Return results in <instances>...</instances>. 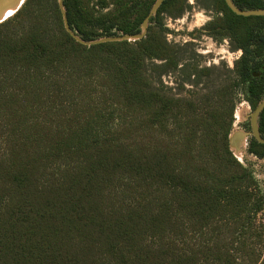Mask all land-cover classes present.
I'll use <instances>...</instances> for the list:
<instances>
[{"label":"trees","instance_id":"trees-1","mask_svg":"<svg viewBox=\"0 0 264 264\" xmlns=\"http://www.w3.org/2000/svg\"><path fill=\"white\" fill-rule=\"evenodd\" d=\"M213 1L214 29L244 54L203 102L154 85L178 64L161 15L185 0L165 1L135 43L81 44L58 0L0 24V264H264V195L229 145L233 91L253 109L264 98V17ZM154 3L63 0L85 43L139 34Z\"/></svg>","mask_w":264,"mask_h":264},{"label":"rangeland","instance_id":"rangeland-1","mask_svg":"<svg viewBox=\"0 0 264 264\" xmlns=\"http://www.w3.org/2000/svg\"><path fill=\"white\" fill-rule=\"evenodd\" d=\"M185 1L186 10L181 16L175 15L172 18L165 14L161 15V24L166 41L179 49L178 64L171 69L172 75L162 77L154 85L159 89L169 90L170 94L177 98H193L203 102L205 97L211 94L210 92L220 89L224 71L232 69L242 53L231 49L234 45L231 44L228 34L224 35L222 31L214 29V24L222 18V14L216 12L217 4L215 1ZM14 15L13 13L10 18ZM152 26L150 20L148 30ZM213 68L216 71H213L209 76L203 74V70ZM196 71H200V78L196 76ZM259 76L264 77V66L260 70ZM237 91L238 89L233 91L235 92L237 108L234 114L235 122L229 136L230 149L237 160L245 168L251 170L264 195V159L257 158L249 152L252 141L250 116L253 108ZM241 134L245 136V139L242 142L234 141L235 137ZM256 224L264 226V210L259 213Z\"/></svg>","mask_w":264,"mask_h":264},{"label":"water","instance_id":"water-1","mask_svg":"<svg viewBox=\"0 0 264 264\" xmlns=\"http://www.w3.org/2000/svg\"><path fill=\"white\" fill-rule=\"evenodd\" d=\"M25 1L26 0H24V2L22 4H20L21 1H18V0H6V1L3 0V1H1L0 2V18L2 19L3 15L5 14V11L9 10V9H15L16 11L14 12V14H16L22 8ZM165 1H167V0H156L154 5L152 6L148 16L143 21V23L141 25V32L139 34L112 36V37L102 38V39H99L97 41H93L90 43L83 42L78 36H76L71 31L69 23H68L66 11H65V8L63 6V0H59V7L63 13V21H64V26H65L66 31L73 38H75V40H77L81 44L90 46V45H97L100 43L131 42V41H135V40L137 41V40L144 38L146 33H147L150 20L156 16V14L158 13L159 9L161 8V6L164 4ZM224 1L226 3L227 7L231 10V12H233L235 15H237L239 17H244V18L264 17V10H249V11L240 10L233 4L232 0H224ZM8 19L2 20L0 22V24L5 22ZM263 111H264V98L256 106V108L253 110V112L251 113V116H250V125H251L250 136H252L256 140V142H258L261 145H264V139L262 138V136L260 134L258 122H259V118H260L261 114L263 113ZM243 139H245V136L243 134H241L240 136L235 137L234 141H237V142L241 141L242 142Z\"/></svg>","mask_w":264,"mask_h":264},{"label":"flooded vegetation","instance_id":"flooded-vegetation-1","mask_svg":"<svg viewBox=\"0 0 264 264\" xmlns=\"http://www.w3.org/2000/svg\"><path fill=\"white\" fill-rule=\"evenodd\" d=\"M185 10H186V9H185ZM216 12H217V10H216ZM179 16H181V15H177V17H179ZM177 17H176V18H177ZM172 18H174V17H172ZM230 42H231L232 45H234L233 48L231 47V49H232V50H236V52L242 53V56H243V54H244L243 50H242L241 48H239V46H238L236 43L232 42L231 39H230ZM242 56H241V57H242ZM241 57H240V58H241ZM240 58H239V59H240ZM239 59H238V60H239ZM255 108H256V107H255ZM255 108H254V109H255ZM254 109H253V110H254ZM263 112H264V111H263ZM258 123H259V122H258ZM250 127H251V125H250ZM259 130H260V129H259ZM260 134H261V133H260ZM262 138H263V137H262ZM253 139H254V138L252 137V140H253ZM263 139H264V138H263ZM254 140H255V139H254ZM255 141H256V140H255ZM252 155H253V154H252ZM257 158H258V157H257ZM260 159H264V158H260Z\"/></svg>","mask_w":264,"mask_h":264},{"label":"bare ground","instance_id":"bare-ground-1","mask_svg":"<svg viewBox=\"0 0 264 264\" xmlns=\"http://www.w3.org/2000/svg\"><path fill=\"white\" fill-rule=\"evenodd\" d=\"M1 1H3V0H0V2ZM6 1V0H5ZM18 1H21V3L20 4H22L23 2H24V0H18ZM21 6V5H20ZM16 10L15 9H9V10H6L5 11V14L3 15V18L1 19L0 18V22L2 21V20H5V19H7V18H9L14 12H15Z\"/></svg>","mask_w":264,"mask_h":264}]
</instances>
